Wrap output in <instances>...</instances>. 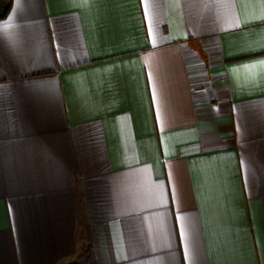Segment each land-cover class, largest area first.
<instances>
[{"label": "crops", "instance_id": "crops-1", "mask_svg": "<svg viewBox=\"0 0 264 264\" xmlns=\"http://www.w3.org/2000/svg\"><path fill=\"white\" fill-rule=\"evenodd\" d=\"M0 264H264V0H12Z\"/></svg>", "mask_w": 264, "mask_h": 264}, {"label": "trees", "instance_id": "trees-1", "mask_svg": "<svg viewBox=\"0 0 264 264\" xmlns=\"http://www.w3.org/2000/svg\"><path fill=\"white\" fill-rule=\"evenodd\" d=\"M12 5V0H9L7 4L0 1V18H4L9 12Z\"/></svg>", "mask_w": 264, "mask_h": 264}, {"label": "rangeland", "instance_id": "rangeland-1", "mask_svg": "<svg viewBox=\"0 0 264 264\" xmlns=\"http://www.w3.org/2000/svg\"><path fill=\"white\" fill-rule=\"evenodd\" d=\"M0 1L3 2L4 4H7L9 0H0Z\"/></svg>", "mask_w": 264, "mask_h": 264}, {"label": "snow or ice", "instance_id": "snow-or-ice-1", "mask_svg": "<svg viewBox=\"0 0 264 264\" xmlns=\"http://www.w3.org/2000/svg\"><path fill=\"white\" fill-rule=\"evenodd\" d=\"M245 67H247V66H245Z\"/></svg>", "mask_w": 264, "mask_h": 264}]
</instances>
